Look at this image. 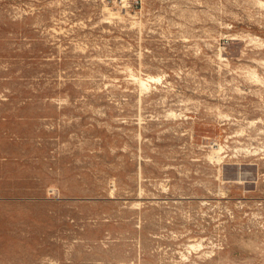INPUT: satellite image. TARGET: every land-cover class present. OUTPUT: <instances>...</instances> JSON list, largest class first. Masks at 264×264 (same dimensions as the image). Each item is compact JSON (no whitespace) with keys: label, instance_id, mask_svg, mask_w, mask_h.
Segmentation results:
<instances>
[{"label":"rangeland","instance_id":"rangeland-1","mask_svg":"<svg viewBox=\"0 0 264 264\" xmlns=\"http://www.w3.org/2000/svg\"><path fill=\"white\" fill-rule=\"evenodd\" d=\"M0 264H264V0H0Z\"/></svg>","mask_w":264,"mask_h":264},{"label":"bare ground","instance_id":"bare-ground-1","mask_svg":"<svg viewBox=\"0 0 264 264\" xmlns=\"http://www.w3.org/2000/svg\"><path fill=\"white\" fill-rule=\"evenodd\" d=\"M252 75H253V74H252ZM254 76H255V75H254ZM256 77H257V76H256ZM257 78H258V77H257ZM149 79H151V78H149ZM259 79H260V78H259ZM140 82H141V83H140L141 86L144 87V89H145V88H146V89L148 88V86H147V83H148L147 80L141 78V79H140ZM220 148H221V147H220ZM221 149H222V148H221ZM217 150H218V149H217ZM216 152H217V151H216ZM220 153H221V152H220ZM215 154H216V153H215ZM218 156H219V155H218ZM220 157H221V156H220ZM217 158H218V157H217Z\"/></svg>","mask_w":264,"mask_h":264}]
</instances>
